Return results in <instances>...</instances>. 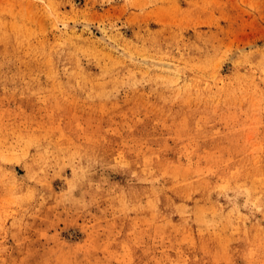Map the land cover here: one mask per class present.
Instances as JSON below:
<instances>
[{"label": "rangeland", "instance_id": "1", "mask_svg": "<svg viewBox=\"0 0 264 264\" xmlns=\"http://www.w3.org/2000/svg\"><path fill=\"white\" fill-rule=\"evenodd\" d=\"M0 264H264V0H0Z\"/></svg>", "mask_w": 264, "mask_h": 264}, {"label": "bare ground", "instance_id": "2", "mask_svg": "<svg viewBox=\"0 0 264 264\" xmlns=\"http://www.w3.org/2000/svg\"><path fill=\"white\" fill-rule=\"evenodd\" d=\"M164 65L167 66V67H172V65H170L168 63H165Z\"/></svg>", "mask_w": 264, "mask_h": 264}]
</instances>
